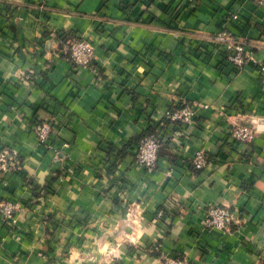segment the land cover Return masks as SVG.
Listing matches in <instances>:
<instances>
[{
    "label": "crops",
    "instance_id": "1",
    "mask_svg": "<svg viewBox=\"0 0 264 264\" xmlns=\"http://www.w3.org/2000/svg\"><path fill=\"white\" fill-rule=\"evenodd\" d=\"M222 27L262 57L251 0H0V146L20 161L0 204H21L14 225L0 216V264H264V91L254 63L236 73L204 40ZM72 36L94 45L92 69L66 59ZM181 102L191 125L167 118ZM44 120L58 159L32 131ZM254 121L252 144L229 140ZM150 122L161 145L145 170L134 155ZM199 148L209 165L195 171ZM211 205L233 211L228 233L203 226Z\"/></svg>",
    "mask_w": 264,
    "mask_h": 264
},
{
    "label": "built area",
    "instance_id": "2",
    "mask_svg": "<svg viewBox=\"0 0 264 264\" xmlns=\"http://www.w3.org/2000/svg\"><path fill=\"white\" fill-rule=\"evenodd\" d=\"M257 5H263L264 0H251ZM230 20L237 21V13H233ZM204 40L213 48L224 54L226 61L233 71L240 73L245 66L252 62L256 65L260 77V83L264 91V45L262 57L257 58L248 48L257 46L250 45L241 36L230 31L226 27L206 35ZM256 44V43H255ZM63 52L66 59L76 68L92 69L95 59V47L87 39L79 36L68 38L63 44ZM264 97V92H263ZM172 111L169 110L167 118L177 125H191L194 121L197 108L187 103H173ZM159 124L148 123V127L153 129L152 133L143 136L136 143L134 155L135 163L145 170H153L157 165L158 149L161 145ZM255 121L250 124L234 123L229 129V140L233 143L243 145L252 144L257 134ZM32 131L37 142L47 150L53 152L55 159H58L60 147L58 141L54 139L55 125L50 120L38 121L34 123ZM190 164L195 171H201L209 165V157L204 149H197L191 157ZM20 161L16 150L0 146V175L13 173L18 170ZM20 202L6 200L0 204V216L4 223L12 226L16 223V213L20 209ZM235 220L234 213L227 206H209L203 220V226L207 229H214L222 233L230 231V225ZM164 264H194L189 256L182 254L174 258L166 257Z\"/></svg>",
    "mask_w": 264,
    "mask_h": 264
},
{
    "label": "trees",
    "instance_id": "3",
    "mask_svg": "<svg viewBox=\"0 0 264 264\" xmlns=\"http://www.w3.org/2000/svg\"><path fill=\"white\" fill-rule=\"evenodd\" d=\"M175 108V107H171L170 111H172V109ZM153 132V129L151 127H148L146 130H145V133L139 138L141 139L143 136H146L148 135L149 133H152ZM159 150V149H158ZM36 189V188H35ZM264 263V261H263Z\"/></svg>",
    "mask_w": 264,
    "mask_h": 264
}]
</instances>
